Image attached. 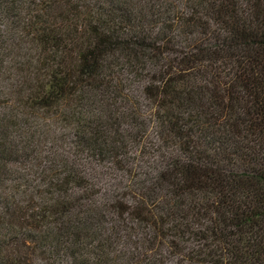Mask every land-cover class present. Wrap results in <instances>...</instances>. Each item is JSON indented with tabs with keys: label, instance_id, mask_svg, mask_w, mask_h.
Here are the masks:
<instances>
[{
	"label": "trees",
	"instance_id": "1",
	"mask_svg": "<svg viewBox=\"0 0 264 264\" xmlns=\"http://www.w3.org/2000/svg\"><path fill=\"white\" fill-rule=\"evenodd\" d=\"M174 259L264 264V0H0V264Z\"/></svg>",
	"mask_w": 264,
	"mask_h": 264
},
{
	"label": "rangeland",
	"instance_id": "2",
	"mask_svg": "<svg viewBox=\"0 0 264 264\" xmlns=\"http://www.w3.org/2000/svg\"><path fill=\"white\" fill-rule=\"evenodd\" d=\"M91 169L99 170V167L95 166V164L91 162L89 171H91ZM97 184H98V187H96V189L97 188L100 189V193L97 196V199L99 201L101 200L102 202L105 200H110L112 198L116 200L123 193L125 194V196H127V192L129 190L126 179L124 177H120L118 173L115 175L114 172H112L109 176H105V177L100 176L97 179ZM115 219L116 217L112 215V220H115ZM125 247H126V251H128L129 250L128 244ZM175 263H176L175 259L173 261L168 260V264H175Z\"/></svg>",
	"mask_w": 264,
	"mask_h": 264
}]
</instances>
